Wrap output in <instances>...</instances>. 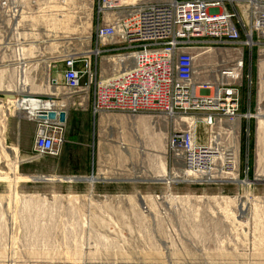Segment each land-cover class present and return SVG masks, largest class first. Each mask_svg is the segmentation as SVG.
<instances>
[{"label": "built area", "instance_id": "2783aa9c", "mask_svg": "<svg viewBox=\"0 0 264 264\" xmlns=\"http://www.w3.org/2000/svg\"><path fill=\"white\" fill-rule=\"evenodd\" d=\"M41 44L62 52L64 94L93 87L94 112L164 115L173 168L204 184L249 183L239 177L241 123L251 118L241 112V84L251 85L243 69L264 46V0H0L2 62L18 74L31 58L25 50L37 56ZM36 115L28 114L37 123L33 152L58 156L62 126ZM109 196L60 195L66 205Z\"/></svg>", "mask_w": 264, "mask_h": 264}, {"label": "rangeland", "instance_id": "374dc122", "mask_svg": "<svg viewBox=\"0 0 264 264\" xmlns=\"http://www.w3.org/2000/svg\"><path fill=\"white\" fill-rule=\"evenodd\" d=\"M252 52L243 69L251 85L247 77L241 84V112L249 110L251 118L241 123L239 177L247 175L249 183L188 180L180 165L172 167L164 115L119 122L120 116L106 113L97 145L103 167L92 177L121 189L106 200L80 197L77 205H66L58 193L22 194L15 186L20 180L9 181L16 164L6 151L5 129L10 116L28 113L18 109L17 98L2 100L3 95L38 99L32 92H49L38 91L29 63H18L23 70L16 74L13 68L2 70L14 63L0 62V264H264V120L257 119L264 114V46ZM201 56L197 65L205 59ZM43 157L34 153L31 163L56 165ZM84 158L75 155L79 170L87 164ZM167 178L172 181L164 183Z\"/></svg>", "mask_w": 264, "mask_h": 264}, {"label": "crops", "instance_id": "0c3cea01", "mask_svg": "<svg viewBox=\"0 0 264 264\" xmlns=\"http://www.w3.org/2000/svg\"><path fill=\"white\" fill-rule=\"evenodd\" d=\"M41 46L44 45L41 44ZM91 46L95 47V43L92 42ZM45 47L47 46H44L43 50L36 47L37 56L34 55L33 57L32 52L34 50H31V58L27 60V65L28 63L30 64L31 73L29 75L34 78V84H38L36 86L38 87V91L43 89L44 91H48L49 94L40 95L33 93L32 90L31 92L32 96L42 101L41 104L49 101L51 104L50 109L65 112V121L62 125V135L65 142L58 156L43 157L46 160H56V165H34L31 163V161L36 160L33 158V142L31 140H33L36 132V121L32 120L30 116H21L22 113H16V116L9 117L5 129V143L7 153L15 160L16 168L14 169L15 165H11L9 169L11 172L9 174L11 175L12 173L14 177L16 175L19 178L20 181L15 184L18 192L27 195L45 194L48 196L52 193L67 196L88 194L110 195L120 192L121 187L116 183L103 179H98L93 183L85 180V178L94 175L97 178L98 174L102 171L103 166L100 164L99 159L101 153L97 146L98 138L103 133L100 130L103 123L102 116L106 113L120 116V120L116 119L119 122H122V119L143 121L146 116L142 114L130 115L127 112L118 111L94 112L92 86L85 95L82 93L72 96L64 94L61 85L62 74L65 68L63 62L58 58V55L62 52L59 51L57 54L48 52V48ZM199 54L201 53L199 52L198 56ZM75 68L81 69V64L77 63ZM48 80H55L59 85L56 92L59 93V90H61L63 93L59 95H55L54 93L55 96L52 95L51 92H54L55 89L51 90V83ZM84 81L85 79H83ZM79 141L87 143H77ZM74 146H81L82 148ZM79 153L85 157V161L87 160V164L80 170L73 164L75 155H79ZM39 172L42 174L41 177L37 176ZM38 178L43 179L39 180ZM136 193L137 195H142L140 186H137Z\"/></svg>", "mask_w": 264, "mask_h": 264}, {"label": "bare ground", "instance_id": "6f19581e", "mask_svg": "<svg viewBox=\"0 0 264 264\" xmlns=\"http://www.w3.org/2000/svg\"><path fill=\"white\" fill-rule=\"evenodd\" d=\"M65 30H71V27L70 26H65ZM30 50L31 49H29V50H25V54H24V58H26V56H27V52H30ZM0 55H1V52H0ZM202 54H199V57L201 56ZM201 57H203V59H204V55H202ZM196 60H197V58H196ZM3 60H1L0 59V62H2ZM4 66H2V67H4L2 70H5V71H7V72H9L10 73V71H11V69L13 68V67H15V66H10V65H7V64H3ZM29 67V66H28ZM21 70H23V69H21V67H20V70H19V72L21 71ZM233 77V76H232ZM55 80H51V84H52V88L53 89H55L56 90V86H55ZM48 100V99H47ZM15 102L17 103V106H18V109H20V110H22V111H25L26 113H28L29 115H34L35 116V113H36V111L37 110H42V107L44 106V108L46 109V108H49L50 107V102L49 101H47V102H44V104H41L42 103V101H39L38 99H35V98H33V97H31V96H24V95H18V97H17V99H15ZM41 105H42V107H41ZM50 109V108H49ZM35 112V113H34ZM257 119H259V120H264V114L263 113H259L258 115H257ZM55 122H58L57 120L55 121ZM260 122V121H259ZM58 125H63V123H57ZM259 124H261V123H259ZM262 124H263V122H262ZM263 127V126H262ZM182 174L184 175V178H186V179H188L189 180V178H187V177H190V178H192L193 176H192V174L191 173H188V172H182ZM17 180H19V178L18 177H9V181H11V182H13V183H15V182H17ZM85 180L86 181H88V182H95L96 181V179H94L93 177L92 178H85ZM84 180V181H85ZM194 180H195V178H194ZM26 181V180H25ZM161 181V180H160ZM162 181H164V183H170L171 181H172V179L171 178H167V179H162ZM198 181V180H197ZM258 182H260V180H257ZM234 183H237V184H242L243 182H240V181H237V180H235L234 181ZM244 185H246L245 183H244ZM231 200V199H230Z\"/></svg>", "mask_w": 264, "mask_h": 264}, {"label": "water", "instance_id": "95a60500", "mask_svg": "<svg viewBox=\"0 0 264 264\" xmlns=\"http://www.w3.org/2000/svg\"><path fill=\"white\" fill-rule=\"evenodd\" d=\"M7 98L15 99L17 95H3L2 100H6ZM36 119L40 121H58L59 123H64L65 121V112L62 110L55 109H42L36 112Z\"/></svg>", "mask_w": 264, "mask_h": 264}]
</instances>
